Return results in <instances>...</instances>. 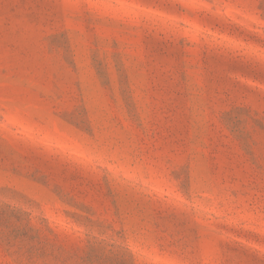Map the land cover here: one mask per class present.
<instances>
[{
	"label": "rangeland",
	"instance_id": "obj_1",
	"mask_svg": "<svg viewBox=\"0 0 264 264\" xmlns=\"http://www.w3.org/2000/svg\"><path fill=\"white\" fill-rule=\"evenodd\" d=\"M0 264H264V0H0Z\"/></svg>",
	"mask_w": 264,
	"mask_h": 264
}]
</instances>
